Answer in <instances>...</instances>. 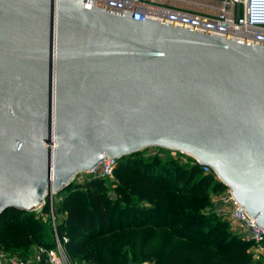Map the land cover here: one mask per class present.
Here are the masks:
<instances>
[{
  "label": "water",
  "instance_id": "obj_1",
  "mask_svg": "<svg viewBox=\"0 0 264 264\" xmlns=\"http://www.w3.org/2000/svg\"><path fill=\"white\" fill-rule=\"evenodd\" d=\"M92 2L0 0V215L154 145L264 228V45Z\"/></svg>",
  "mask_w": 264,
  "mask_h": 264
},
{
  "label": "trees",
  "instance_id": "obj_2",
  "mask_svg": "<svg viewBox=\"0 0 264 264\" xmlns=\"http://www.w3.org/2000/svg\"><path fill=\"white\" fill-rule=\"evenodd\" d=\"M114 175V196L101 178L72 181L58 192L56 214L63 217L56 231L70 257L100 245L95 264L103 258L110 264L254 263L251 243L233 233L228 221L205 212L210 193L225 186L191 156L137 151L119 158ZM42 228L34 211L9 208L0 215V249L25 258L33 243H41ZM35 264L50 263L41 255Z\"/></svg>",
  "mask_w": 264,
  "mask_h": 264
},
{
  "label": "built area",
  "instance_id": "obj_3",
  "mask_svg": "<svg viewBox=\"0 0 264 264\" xmlns=\"http://www.w3.org/2000/svg\"><path fill=\"white\" fill-rule=\"evenodd\" d=\"M252 1L253 5L255 3L257 5V2L261 0H93L92 4L119 12L127 9L130 10L132 18L140 20H143V17L150 18L264 45V10L254 13V8L251 7ZM139 151L144 152L145 156L164 157L168 154L171 157L180 155L185 158L187 155L178 150L154 145ZM119 158L106 157L95 168L78 172L72 181L83 183L90 178L105 180L112 178ZM194 160L197 162L196 159ZM201 167L204 173H212L216 178L209 165H201ZM54 194V192H49L44 198L43 205H47V214L51 217L56 237L55 246L53 248L40 246L34 255L25 258L9 255L0 250V264H35L41 255H44L50 264H74L69 260L65 247L57 235ZM214 201L215 207L226 213L239 229L242 239L254 246H261L264 243V228L248 216L232 197L227 187L214 194Z\"/></svg>",
  "mask_w": 264,
  "mask_h": 264
},
{
  "label": "rangeland",
  "instance_id": "obj_4",
  "mask_svg": "<svg viewBox=\"0 0 264 264\" xmlns=\"http://www.w3.org/2000/svg\"><path fill=\"white\" fill-rule=\"evenodd\" d=\"M116 181H117V178L115 175H113L112 178L105 180L108 193L111 196H114L112 187ZM60 198H61V193H55L53 195V205L55 206L54 207L55 208L54 209V211H55L54 212L55 213L54 214L55 225L63 217V215L61 213L56 214L57 213L56 212L57 204H58V200ZM218 209L215 207L214 193H210V206H208L204 209L205 212L216 214L221 219L228 221V223L230 225V230L233 233H235L241 237L239 229L233 224V222L228 217V215L226 213L222 212L221 210H218ZM33 211L35 212L36 216L41 221L43 228L41 230L40 237H39L41 243H33L26 252L27 256L34 255L40 246H43V247L46 246V247L53 248L55 246V242H56L55 232H54V228H53V224H52L50 215L47 214V211L42 212V207H40L36 210H33ZM248 249L252 253V256L254 259L253 264H264V243L261 246H254L251 244V246ZM0 250H2V249H0ZM100 250H101L100 245H95L93 247L91 245H87V247H85V249L82 251V253L80 255L70 257V255L67 253V256H68L69 260L71 262H73L74 264H95L94 262L91 261V259L93 257H100L99 256V255H101ZM103 260H104L103 264H110V262L108 260H106L105 258H103ZM127 264H152V263H150L148 261L135 262V261L131 260Z\"/></svg>",
  "mask_w": 264,
  "mask_h": 264
},
{
  "label": "crops",
  "instance_id": "obj_5",
  "mask_svg": "<svg viewBox=\"0 0 264 264\" xmlns=\"http://www.w3.org/2000/svg\"><path fill=\"white\" fill-rule=\"evenodd\" d=\"M253 4H252V7L254 8L253 9L254 13H256V12L258 13V12H261V11L263 12V10H264V0H261V1L257 2V5H256V3H255V5H253Z\"/></svg>",
  "mask_w": 264,
  "mask_h": 264
},
{
  "label": "bare ground",
  "instance_id": "obj_6",
  "mask_svg": "<svg viewBox=\"0 0 264 264\" xmlns=\"http://www.w3.org/2000/svg\"><path fill=\"white\" fill-rule=\"evenodd\" d=\"M253 4V1L251 2V5ZM252 7V6H251Z\"/></svg>",
  "mask_w": 264,
  "mask_h": 264
}]
</instances>
